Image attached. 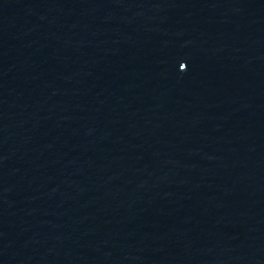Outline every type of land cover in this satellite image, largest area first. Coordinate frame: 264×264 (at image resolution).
<instances>
[{"label":"water","instance_id":"water-1","mask_svg":"<svg viewBox=\"0 0 264 264\" xmlns=\"http://www.w3.org/2000/svg\"><path fill=\"white\" fill-rule=\"evenodd\" d=\"M0 264H264V0H0Z\"/></svg>","mask_w":264,"mask_h":264}]
</instances>
